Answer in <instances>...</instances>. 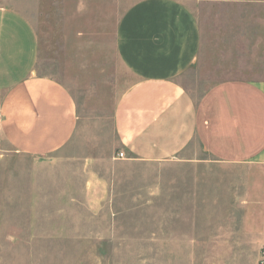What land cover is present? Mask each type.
<instances>
[{"label": "rangeland", "instance_id": "1", "mask_svg": "<svg viewBox=\"0 0 264 264\" xmlns=\"http://www.w3.org/2000/svg\"><path fill=\"white\" fill-rule=\"evenodd\" d=\"M135 1L0 0L32 24L36 73L65 85L79 116L46 156L0 135V264H264V215L256 196L243 202L242 166L196 140L168 160L116 157L112 114L128 82L116 30ZM188 74L201 95L221 73L208 62Z\"/></svg>", "mask_w": 264, "mask_h": 264}, {"label": "crops", "instance_id": "2", "mask_svg": "<svg viewBox=\"0 0 264 264\" xmlns=\"http://www.w3.org/2000/svg\"><path fill=\"white\" fill-rule=\"evenodd\" d=\"M38 45L26 17L0 7V135L41 157L70 143L79 116L68 88L36 73ZM116 53L129 77L112 114L120 150L161 161L196 140L212 161L243 167V202L256 196L264 215V0H136ZM208 62L221 74L195 95L188 72Z\"/></svg>", "mask_w": 264, "mask_h": 264}, {"label": "built area", "instance_id": "3", "mask_svg": "<svg viewBox=\"0 0 264 264\" xmlns=\"http://www.w3.org/2000/svg\"><path fill=\"white\" fill-rule=\"evenodd\" d=\"M117 158H126V153L123 151V150H120L118 153H117ZM262 260L264 262V254H263V257H262Z\"/></svg>", "mask_w": 264, "mask_h": 264}]
</instances>
